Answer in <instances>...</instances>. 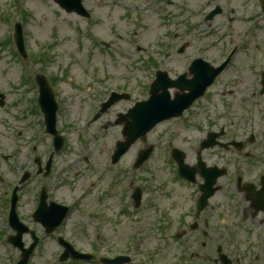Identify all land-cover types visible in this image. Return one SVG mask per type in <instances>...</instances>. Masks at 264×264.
Segmentation results:
<instances>
[{
	"label": "flooded vegetation",
	"instance_id": "obj_1",
	"mask_svg": "<svg viewBox=\"0 0 264 264\" xmlns=\"http://www.w3.org/2000/svg\"><path fill=\"white\" fill-rule=\"evenodd\" d=\"M195 2L191 12L184 10L194 28L186 33L183 53L170 44L167 51L143 53L149 69L142 73L149 76L143 77L140 99L150 98L149 85L158 72L171 81L184 75L190 80L187 67L200 58L224 66L204 105L196 101L180 117L163 121L136 143L138 150L125 154L130 159L112 163L111 155L96 156L85 173L87 214L80 212L82 223L76 220L67 229L50 234L34 220L43 190L47 206L63 203L55 194L57 179L40 180L45 170L35 169V179L21 186L15 212L28 228L22 242L31 246L35 234V254L43 264H105L102 259L108 264H264V0ZM167 93L173 100L178 91ZM129 108L109 109L102 125L115 123ZM198 119H209L210 126L198 128L193 124ZM209 134L214 138L202 148ZM146 146L151 152L140 163ZM3 202L9 209L10 201ZM58 238L73 249H62ZM50 247L56 249L52 256ZM73 250L88 260L74 259Z\"/></svg>",
	"mask_w": 264,
	"mask_h": 264
},
{
	"label": "rangeland",
	"instance_id": "obj_2",
	"mask_svg": "<svg viewBox=\"0 0 264 264\" xmlns=\"http://www.w3.org/2000/svg\"><path fill=\"white\" fill-rule=\"evenodd\" d=\"M114 1L84 0L93 16L88 22L74 14H65L52 0H15L13 5L10 0H0V93L4 95V104L0 106V175L5 185L14 182L15 175L23 169L30 139L33 140L42 128V116L37 115L30 104L37 90L29 88V81L24 84L25 74L31 77L32 73L41 72L49 80L57 79L54 88L62 110L58 115V130L65 134L72 150H80L86 142L92 148L98 145L100 149H111L113 140L118 138L117 131L108 129L107 133H101L97 131L98 123L86 126L99 100V91L105 93L106 88L120 87L137 91L141 73L136 45L149 46L146 42L160 38V32L166 28H171L177 35L174 45L185 39L181 12L183 2L189 4L190 0L173 2V19H169L166 27L161 22L170 16H159L160 4L153 11H146L136 7L137 1L142 0ZM24 9L30 14L25 20L21 15ZM16 21L22 24L25 36L28 56L25 61L13 53L10 33ZM96 41L112 44L111 49H103ZM166 43L164 38L159 47ZM43 49L48 51L45 57L41 54ZM37 55H42L41 60L45 61L30 66L31 59ZM136 95L139 96L138 92ZM119 106L115 111L123 108ZM48 142L44 137L39 144L46 145L43 146L46 149ZM19 148L21 152L17 153ZM64 158L69 156L61 152L56 166L69 164L70 161L65 163ZM1 189L0 183V196ZM2 222L3 218H0Z\"/></svg>",
	"mask_w": 264,
	"mask_h": 264
},
{
	"label": "water",
	"instance_id": "obj_3",
	"mask_svg": "<svg viewBox=\"0 0 264 264\" xmlns=\"http://www.w3.org/2000/svg\"><path fill=\"white\" fill-rule=\"evenodd\" d=\"M56 1L61 3V6H63V7H66V5H67L65 0H56ZM18 42L20 44V34H18ZM38 84H39V87L41 88V97L39 99L40 100V105L43 108V110L45 112H47L46 108H48V104H50V99L49 98L51 97L50 94H49V88H47V85H46L44 79H42L40 77H39V80H38ZM46 95L49 96V97L47 98ZM50 108L53 111L52 106Z\"/></svg>",
	"mask_w": 264,
	"mask_h": 264
}]
</instances>
